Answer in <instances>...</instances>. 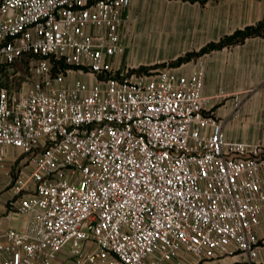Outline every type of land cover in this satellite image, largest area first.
<instances>
[{"label": "built area", "instance_id": "1", "mask_svg": "<svg viewBox=\"0 0 264 264\" xmlns=\"http://www.w3.org/2000/svg\"><path fill=\"white\" fill-rule=\"evenodd\" d=\"M131 3L0 0L1 264H261L263 150L203 112L202 60L116 63Z\"/></svg>", "mask_w": 264, "mask_h": 264}, {"label": "crops", "instance_id": "2", "mask_svg": "<svg viewBox=\"0 0 264 264\" xmlns=\"http://www.w3.org/2000/svg\"><path fill=\"white\" fill-rule=\"evenodd\" d=\"M189 7L192 33L183 43L185 52L199 50L208 42L264 19V0H191ZM128 51L127 47L125 53L117 56V64H128ZM200 60L205 66L203 112L222 121L230 140L258 145L264 153V37H248L174 68L187 72ZM9 197L0 193V234L9 225L20 227L24 220L22 215H9ZM257 232L264 242V209ZM184 258L185 264H238L240 259L238 255H226L198 260L188 254ZM258 260L264 264V244ZM52 264L75 263L64 249Z\"/></svg>", "mask_w": 264, "mask_h": 264}, {"label": "rangeland", "instance_id": "3", "mask_svg": "<svg viewBox=\"0 0 264 264\" xmlns=\"http://www.w3.org/2000/svg\"><path fill=\"white\" fill-rule=\"evenodd\" d=\"M190 2L132 0L127 10L129 17L123 27V36L129 50V65L142 71L164 67L161 64L178 67L171 64L179 56L185 55L183 43L191 38L192 33ZM19 156L16 160L11 159L6 168L0 169V193L11 195L7 189L20 168L18 161L22 157Z\"/></svg>", "mask_w": 264, "mask_h": 264}, {"label": "trees", "instance_id": "4", "mask_svg": "<svg viewBox=\"0 0 264 264\" xmlns=\"http://www.w3.org/2000/svg\"><path fill=\"white\" fill-rule=\"evenodd\" d=\"M253 36L264 37V19L258 21L255 24L247 25L244 28L236 29L233 33L227 34L217 41L208 42L199 50L188 51L185 53V55L179 56L171 65L180 66L183 63L191 61L194 58H198L207 52L215 49H222L225 46L244 42L246 38ZM55 66L56 70L64 69L66 67V64L62 60H59L56 61ZM160 66H165V64H161Z\"/></svg>", "mask_w": 264, "mask_h": 264}]
</instances>
